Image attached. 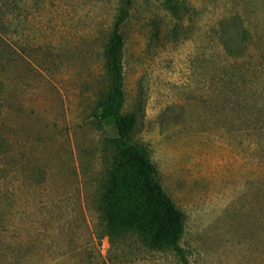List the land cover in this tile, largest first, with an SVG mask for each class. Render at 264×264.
Listing matches in <instances>:
<instances>
[{
	"label": "rangeland",
	"instance_id": "1",
	"mask_svg": "<svg viewBox=\"0 0 264 264\" xmlns=\"http://www.w3.org/2000/svg\"><path fill=\"white\" fill-rule=\"evenodd\" d=\"M123 1L0 0V264H180L111 237L103 214ZM130 4L125 112L186 215L191 263L264 264V0Z\"/></svg>",
	"mask_w": 264,
	"mask_h": 264
},
{
	"label": "trees",
	"instance_id": "2",
	"mask_svg": "<svg viewBox=\"0 0 264 264\" xmlns=\"http://www.w3.org/2000/svg\"><path fill=\"white\" fill-rule=\"evenodd\" d=\"M130 15V0H124L107 46L111 84L98 113L117 131L108 139L113 163L103 192L107 231L111 237L137 233L156 248L174 251L180 264H192L182 243L186 215L165 190L149 149L133 137L137 115L125 112L126 39L121 28Z\"/></svg>",
	"mask_w": 264,
	"mask_h": 264
}]
</instances>
